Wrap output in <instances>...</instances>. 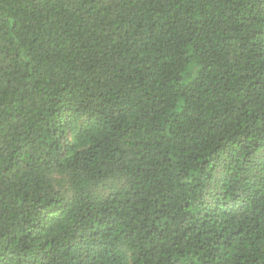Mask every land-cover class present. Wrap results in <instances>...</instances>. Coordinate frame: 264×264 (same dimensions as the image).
I'll list each match as a JSON object with an SVG mask.
<instances>
[{
  "label": "trees",
  "instance_id": "1",
  "mask_svg": "<svg viewBox=\"0 0 264 264\" xmlns=\"http://www.w3.org/2000/svg\"><path fill=\"white\" fill-rule=\"evenodd\" d=\"M0 264H264V0H0Z\"/></svg>",
  "mask_w": 264,
  "mask_h": 264
}]
</instances>
